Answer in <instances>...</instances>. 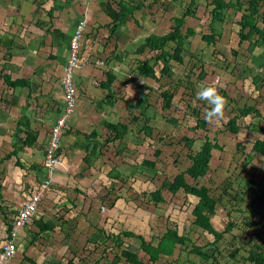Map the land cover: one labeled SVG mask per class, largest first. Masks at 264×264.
<instances>
[{"label": "crops", "instance_id": "1", "mask_svg": "<svg viewBox=\"0 0 264 264\" xmlns=\"http://www.w3.org/2000/svg\"><path fill=\"white\" fill-rule=\"evenodd\" d=\"M96 1L98 3L93 5L91 2L88 4L87 0H0V249L10 237L5 217L8 216L11 220L16 216L30 195L43 186L47 177L42 167L45 145L50 129L56 123L64 105V91L60 78L69 57L74 32L79 27L84 28V36L80 40L82 62L75 72L79 90L77 108L75 117L64 131L62 145L58 151L61 160L54 171L52 185L46 188L49 190L44 200L46 210H44L45 207H40L28 225L19 230L17 236L13 235L19 248L9 264H23L22 261L26 256L35 258L38 262L35 264H59L57 261L66 263L68 255H63L73 253V247L81 246L79 249H82L89 239L93 242L92 245L98 248L103 246L101 244L105 241L106 243L111 241L110 249L114 253L115 235L109 239L106 236L108 232H115V229L109 227L111 211H115V168H113V163L111 165L99 163L104 156L105 148H115V142H106L109 134L108 123H115L117 119L115 110L117 111L118 101L124 102L125 111L127 109L142 111L143 107L138 102L144 99L143 103L146 105L148 103L149 110L152 112L151 108H154V105H150L151 100L149 99L153 97H150V94L156 92L155 84L160 83V80L166 77L170 79L167 87L171 86L175 82V69L182 66V62L176 59L171 60L173 75L161 77V68L159 70L156 68L157 79L136 77L137 65L134 73H131L128 78L116 73L118 69L114 67L115 62L120 65L131 55L130 51L121 50L120 53L123 51L126 55L123 61L115 59V49L119 50L120 43L124 44L125 41L132 40L129 37L130 28L126 27L130 18L116 33H112L110 30L111 17L106 12L103 3L109 2L114 7L113 2L110 0ZM94 11H97V17L93 15ZM135 12L136 10L133 15ZM233 12L232 9L229 10L224 21H217L214 24L217 33L222 32L224 25H219L224 23ZM237 24L239 36L241 26L239 21ZM259 26L263 27L260 22ZM243 32L248 34L249 28H245ZM230 33L227 39L230 38ZM151 36L155 35L150 34L149 37ZM253 37H258V35H253ZM225 38L226 34L224 37L221 35L208 42L201 34V39L206 44L204 47L207 48V45L211 44L210 49L217 45L222 46L221 42H224ZM238 42L240 45L242 42L248 43L245 46L249 48V40L241 41L239 36ZM152 43L159 44L155 41ZM149 48L150 51H154L151 47ZM186 48L184 44V50L181 53L183 62ZM232 48L234 47H231V52ZM137 49L134 54H137ZM145 51L146 49L141 54ZM223 53L226 58L229 56L227 51ZM255 60L260 61V56ZM98 61H103V64H98ZM142 61L138 60V65ZM109 73L114 77L111 88L114 93L116 91L118 94V100L114 104L105 102L109 90L102 84L107 80ZM115 73L117 74L116 79ZM6 78L11 80L25 78L30 80V84L14 87L7 84ZM179 79L182 81L183 78ZM116 81L129 82V85H133L140 91V96L131 102L124 92L118 93L120 89L116 86ZM156 86L160 87L159 84ZM167 87H161L157 91L161 93ZM180 88H183L182 85ZM190 90L193 93L196 92L193 89ZM160 99L163 102L161 95ZM141 111L139 118H143ZM156 115L161 116L159 112ZM143 119L145 121V118ZM121 120L123 122V119ZM153 131L154 127L148 135L151 136ZM34 132L38 134V138L33 145H29V135ZM206 136L209 137V135ZM94 141L101 143L100 153L94 158L93 155L90 156L89 163L85 158L87 154L85 146L89 145L90 149L94 148ZM184 146L189 149L186 145ZM158 150L160 156L162 147H158ZM215 150L221 149H212L210 169ZM206 175L199 179L205 178ZM102 184H107L108 189H105ZM102 189L105 192L102 193ZM113 202L114 205L109 206ZM2 208L7 212V216ZM64 220L69 221L66 224L68 226L61 228ZM41 221L51 222L54 230L49 229L42 232L40 226H44V223ZM83 238L86 239L84 243L81 242ZM75 242L80 246H75ZM38 244L43 247L39 248ZM114 257L115 253L112 258Z\"/></svg>", "mask_w": 264, "mask_h": 264}, {"label": "rangeland", "instance_id": "2", "mask_svg": "<svg viewBox=\"0 0 264 264\" xmlns=\"http://www.w3.org/2000/svg\"><path fill=\"white\" fill-rule=\"evenodd\" d=\"M110 1L113 2L115 8H118L117 0ZM142 1L145 5L142 7L143 9L136 10L128 21V25L126 24V27L130 28L129 37L132 40H127L128 42L125 41L124 44L120 43L119 50L117 49L118 53L121 50L131 53L122 64L117 65L115 62L114 65L118 69L116 73L127 78L131 76V73H134L136 65L139 63L138 60L150 58V63L155 64L152 57L157 51H150L149 47L141 55L134 54V51L150 34L160 35L169 32L174 24L172 19L180 17L191 2V0H158L154 3L153 0ZM195 1V15L186 18L183 28V33L188 28H193L195 34L191 38H185V47L187 48L184 52L182 66L179 68L173 66L176 68L174 84L179 82L185 86L188 82L187 74H190L192 75L190 81L199 83L194 85L196 92L201 85L216 86L228 100L229 107L226 115L219 122L211 124L207 122V130L201 128L196 130L192 107L202 104L200 107L201 116L204 118V113L209 106L204 101L196 100V94L184 87L177 88L172 107L163 110V102L161 99L159 100L160 92L157 89L167 87L170 79L165 77L160 80V83H157L160 87L156 86L157 84H155L156 89L152 86L156 91L150 94V97H153L149 99L151 100L150 105H154V108H151L153 120L150 124L154 127V131L149 136L145 131H141L145 124L143 118H139L136 122L130 120L131 115L138 116L140 111L137 109L125 111L124 102L118 101L121 106L116 105L118 107L117 111L115 110L117 121L123 119V122L129 125L132 132L121 144L116 142L115 148H105L104 156L99 161L100 164L106 165L113 163V168L120 176L115 179V211H111L112 217L109 227L115 229L114 233L129 230L144 235L147 241L153 240L155 242L167 229L177 227L181 234L189 235L196 245L205 246L212 253L214 248L206 245L213 240V236L193 223L195 216L191 211L198 200L197 197L187 196L183 190L172 194L165 189L162 194L165 196L166 202L156 204L149 202L148 197L146 198L142 194L145 191H154L161 186L165 179L173 180L177 174L191 164L190 158L187 156V152L190 150L185 148L182 141L184 136L193 137L196 140L193 150L197 151L205 136L209 135L216 142H219L222 150L214 151L215 157L205 178L196 181L189 175L186 177L190 183L208 185L211 189V195L218 199L216 215L212 218L216 225L224 229L229 220L234 223L232 230L226 233L224 239L217 245L221 251V255L218 256V264H249L247 256L251 247L259 243L264 248V200L260 197L264 195V156L252 149L254 142L263 138V133L255 129L254 126L264 129V61L262 63L264 45L256 47L252 52L245 46L248 43L242 42L240 45L237 32L239 28L237 21L240 20L243 13L240 11L231 13L224 23L218 24L224 26L221 33L216 32V38L221 35L224 37L226 34L224 42H221L222 46L217 45L210 49L211 44H209L207 48L204 47L206 44L202 41L201 34L211 33L214 27L211 25L212 0ZM243 1L245 3L244 8H246L248 0ZM89 2L93 5L98 3L96 0H87L88 4ZM97 11H94L93 14L96 17ZM262 12H264V5ZM95 20L99 21V19ZM259 22L260 25H263L261 18ZM235 32L237 33L234 34ZM229 33L230 38L227 39ZM232 46L234 48L231 52ZM175 48L176 44L172 42L166 46L170 53ZM224 51H227L229 55L227 58L223 53ZM258 56H260V61L255 60ZM155 65L158 70L162 66L161 64ZM202 70L206 72V75L200 81L198 75ZM128 73L130 74L128 75ZM257 76L260 77L258 80L263 83L261 88L260 85L257 86L258 92L254 85V78ZM180 77L183 78V83L179 79ZM149 81L154 83L152 80ZM116 86L120 89L118 93L124 92L126 96H129L131 102L141 94L133 85H129V82L120 83L116 81ZM246 104L257 107L260 115L250 114L240 118L239 123L243 128L239 133L225 129V124L229 118L239 113L234 112V109ZM157 112L161 116H157ZM74 117L75 115L72 118ZM171 119L178 122H172ZM102 130L106 131L104 128ZM158 147H162V153L156 158L154 153ZM247 155L251 157L249 160H247ZM145 159L155 161L154 168H149L147 164H143ZM244 179L254 180V186L248 187ZM102 186L108 189L107 184H102ZM103 190L102 193L105 192ZM250 205H253L254 209H250ZM105 206L107 207L106 204ZM40 207L44 208L45 204L42 203ZM123 238V245H121L122 243L117 245L119 240L115 238V255H121L125 247H130L139 251L140 258L146 264H216L212 259L207 261L189 253L191 246L181 248L180 245L177 246L173 256H162L157 263H153L149 260V256L140 250L137 238L125 236ZM78 242L79 244L84 243L86 239L83 238L81 242L78 239ZM79 244L74 243L75 246H80ZM92 244L87 242L85 249L86 258L89 261H94L100 256L110 259L114 255L110 249L111 241L108 243L105 241L100 248ZM79 248L74 249L73 253H65L63 256L68 255L67 259L69 260L74 254L75 261H80L79 257L75 255ZM107 250L109 251L107 252ZM32 259L34 260L33 264L38 263L35 258ZM120 264L130 263L123 258Z\"/></svg>", "mask_w": 264, "mask_h": 264}, {"label": "trees", "instance_id": "3", "mask_svg": "<svg viewBox=\"0 0 264 264\" xmlns=\"http://www.w3.org/2000/svg\"><path fill=\"white\" fill-rule=\"evenodd\" d=\"M158 0H153L154 2H157ZM117 5L118 8L112 7V5L107 2L103 3L106 9V12L109 14L111 17V27L110 30L112 33H116V31L129 20V18L132 17L133 12L138 9H142L144 7V2L142 0H117ZM109 3V4H108ZM213 5V10L211 12V25L212 27L217 21H224L227 13L229 10H233L234 12H240L242 9H246L247 12L242 13L241 18L239 20V25L241 26V31L239 32V36L241 38V41L243 40H249L250 45H249V50L252 51L258 46H263L264 45V12H262V6L264 5V0H248L246 2L247 7L244 8V1L243 0H212L211 1ZM106 4V5H105ZM196 5L195 0H191V2L188 5V8L185 10V12L180 16V17H174L172 21L174 22L172 26V30L166 34L160 35V36H151L146 38L137 48V54H141L146 47H151V50L157 51L156 54L152 57L155 59V64H161L160 66V76H169L171 77L173 75V70L171 68V60L176 59L180 62H183V58L181 56L182 51L184 50V44H185V38H191L195 34V30L193 28H188L186 32L183 33V28L186 23V18L188 16H194L195 15V10L194 6ZM262 19L263 27L259 26V19ZM245 28H249V33L244 34L243 30ZM215 29L213 27L211 33H203V39L210 42L211 40H214L216 38L215 36ZM258 37H253V35ZM153 41L159 43V44H154L152 43ZM169 42H174L176 44V49L170 53L165 49V46ZM159 45V46H158ZM125 52L118 53L117 49H115V59L118 61H123L125 57ZM151 60L150 58L147 60H144L140 62V65H137V76L136 77H152L157 79V69L154 68L156 66L155 64L150 63ZM113 74H108L107 80L105 82H102L104 86L109 90V93L107 95V99L105 100L106 103L108 104H114L118 100V94L115 91L113 92L111 88L112 81L114 77L112 76ZM206 75V72L204 70L201 71V73L198 75V78L200 81L204 78ZM190 74H187V79L188 82L184 87L185 89H193L195 91L194 85L196 82H191L190 81ZM117 78V74L115 73V79ZM259 76L254 78V85L255 89L258 90V85H260V88L262 87L261 84H263ZM262 80V79H261ZM7 84L18 87V86H26L30 84V80L22 78V79H16V80H11L10 78H6L5 80ZM199 81V82H200ZM142 85L143 83L140 82ZM183 83V82H182ZM181 87L180 83L178 82L177 84H172L171 86H168L164 91L160 93V95L163 98V103H162V109H170L172 107L175 93L177 91V88ZM78 88V86H77ZM79 93V90H78ZM196 94V92L194 93ZM197 100V99H196ZM145 100H141L140 104L141 107H143L141 111V116L145 118V124L141 128V131H145L146 134L151 133L153 130V127L150 125L151 120L153 119V113L150 112L148 103L147 105L144 104ZM202 104H199V106L195 105L192 107V114L193 118L196 121L195 124V129H206L207 127V122L206 120L201 116V107ZM62 112V111H61ZM234 112H239L233 117H230L229 120L225 124V129L228 131H231L233 133H239L242 130V125L239 123V119L243 118L248 115H260V111L258 108H256L254 105H244L243 107L236 108L234 109ZM132 117L130 120L132 122H136L140 115H131ZM115 123L111 122L108 123L109 127V134L106 142H119L121 144L124 139L129 135L130 133V127L129 125L125 124V122L122 121H116ZM172 122L177 123L178 121L175 119H171ZM248 128L247 126H245ZM255 129H258L261 133L264 135V129L260 127L254 126ZM207 130V129H206ZM132 132V131H131ZM38 138L37 133H31L29 135V140L28 143L29 145H33L35 141ZM182 141L184 144L190 149V151L193 150L194 144L196 140L193 137L189 136H184ZM94 148L90 149V146H85L87 150V154L85 156L86 161L90 163L88 160L90 156H99L100 153V147L101 143H96L95 141L93 142ZM213 148L221 149L220 145L218 142L210 140L208 136L205 137L204 142L199 146L198 150L196 152H189L188 158L191 160V164L185 171L180 172L177 174L173 180L165 179L161 186L157 187L154 191L148 192H142L144 196L148 199L149 202H155L156 204L158 203H164L166 202L165 196L162 194V192L167 189L170 191V193L175 194L178 193L180 190L184 191V194L187 196H195L198 198L197 202L195 203L193 209H192V214L195 216L194 220V225L203 228L205 231L210 233L213 236V240L207 243L206 246H210L211 248H214L213 252L210 253L209 250L206 249L205 246H199L196 245L192 238L189 235L181 234L179 232V229L177 227L174 228H169L167 231L161 235L158 240L155 242L153 240L147 241L145 236L142 234H136L133 231L129 230H121L119 233H110L108 232V236H106L107 239L113 237L115 235V238H117L119 241L117 242L118 244L123 245V236L127 238H137L139 241V248L140 250H143L147 256H149V260L153 263H157L158 260L162 258V256L170 257L174 255V251L176 250L177 246L180 245L181 248L184 246H191L190 250L188 251L191 254H195L207 261L213 260L214 263L218 264V256L221 255V251L218 249L217 245L219 242H221L224 239V236L226 233H229L232 228L234 227L233 221L229 220L227 225L225 226L224 229L220 228L218 225H216L213 222V217L216 215V208H217V203L218 199L214 198L211 194V189L207 185H198V184H193L189 183L186 174L190 175L194 180H198L201 177H204L206 174H208L210 170V160H211V151ZM252 149L258 153L264 156V138L263 139H258L256 142H254V146ZM60 148L58 149V151ZM222 150V149H221ZM56 153V156L61 160L60 157V152ZM160 151L157 149L154 153L155 157H159ZM251 157L247 155V160H249ZM146 160V159H145ZM143 160V164H147L149 168H154L155 166V161H145ZM58 166V165H57ZM43 171L44 175L47 177L44 180L43 186L41 188L36 189L34 193L40 191V189L43 190V200L41 202L44 203L45 196L47 195V190L46 188H49L52 185V182L50 184L46 185V181L49 178V175L47 173V170L43 164ZM119 173L115 170V179H118ZM245 183L247 184L248 187H252L255 184V181L252 179H244ZM116 184V183H115ZM32 193L30 197L34 194ZM264 200V195L260 196ZM116 200V199H115ZM40 204V206H41ZM114 202L112 205L113 206ZM250 209H254L253 205L249 206ZM3 209V208H2ZM40 207L38 208V210ZM37 210V211H38ZM7 216V212L5 209H3ZM36 211V212H37ZM35 212V213H36ZM34 213V214H35ZM18 214V213H17ZM33 214V215H34ZM33 215L31 216L30 220L33 218ZM17 216V215H16ZM14 216L11 220L7 217H5V220L8 225V233L9 236H11V230L12 226L15 222ZM230 217V216H229ZM44 226H40V230L42 232L47 231L49 229H52V224L51 222H43ZM68 220H64L63 223H61V228L66 225ZM29 223V222H27ZM27 226V225H26ZM54 230V229H52ZM155 239V237H154ZM157 239V238H156ZM8 240V239H7ZM6 240V241H7ZM77 240V239H75ZM5 241V242H6ZM4 242V243H5ZM88 242H91L89 239ZM157 243V244H156ZM86 244L87 242L82 246V249H78L76 251L75 255L79 257L80 261H75V258H70L65 260L66 263H61L60 261H57L59 264H120L122 262V259L124 258L126 262L130 264H146L144 261L140 258L139 251L138 250H133L130 247H125L121 253V255H115L114 258L108 259L105 256H100L94 261H89L86 257ZM4 245V244H3ZM2 245V246H3ZM1 246V248H2ZM39 248H42L43 245H37ZM46 247V246H45ZM83 247H85L83 249ZM77 247H73V250L76 249ZM236 251V250H235ZM236 253V252H235ZM247 260L249 261V264H264V248L261 244L256 243L251 249L249 250V254L247 256ZM23 264H33L34 260L31 257L26 256L23 261ZM8 264V263H7ZM181 264V263H179ZM184 264V263H182Z\"/></svg>", "mask_w": 264, "mask_h": 264}, {"label": "built area", "instance_id": "4", "mask_svg": "<svg viewBox=\"0 0 264 264\" xmlns=\"http://www.w3.org/2000/svg\"><path fill=\"white\" fill-rule=\"evenodd\" d=\"M83 29L84 28L79 27V29L74 32L70 43L69 57L67 63H65L60 78L61 86L64 91V105L55 125H53L50 129L49 137L45 145L43 164L49 175L46 185L52 182L54 171L60 163V159L56 156V153L62 145L64 131L70 123L77 108L78 88L75 80V72L82 62L80 40L84 36ZM98 64H103V61H98ZM42 200V189L34 193L28 199L15 218V228L12 232L13 235H15L14 233L18 228H22L27 225L31 216L40 207ZM15 253L16 245L11 240L7 242L0 251V264H7V262L14 257Z\"/></svg>", "mask_w": 264, "mask_h": 264}, {"label": "clouds", "instance_id": "5", "mask_svg": "<svg viewBox=\"0 0 264 264\" xmlns=\"http://www.w3.org/2000/svg\"><path fill=\"white\" fill-rule=\"evenodd\" d=\"M213 8L211 9V12H212ZM245 12H247L246 9L244 10L243 13H245ZM196 99L199 101H204L209 106L208 110L204 113V119L206 120V122L211 124L214 122H219V121L224 119V117L226 115V111L229 107L228 100L226 97H224L220 93V91L218 90V88L216 86H214V85H201V86H199L198 91L196 92ZM27 225H28V223H27ZM14 226H15V223L12 226L13 228L11 230V236H10L11 239L9 237L8 240L4 243V245L11 240L13 241V243L16 245V253L14 255V257H15L19 247L17 246L16 240L13 238V234H12V232L14 231V228H15ZM25 227L26 226H24L22 228H18L14 234H16V236H17L18 231L25 228ZM3 246L0 249V251L3 249ZM12 259H10L7 263L9 264Z\"/></svg>", "mask_w": 264, "mask_h": 264}]
</instances>
